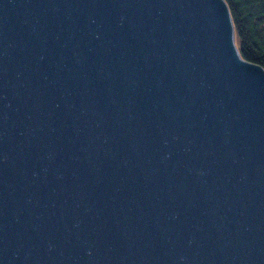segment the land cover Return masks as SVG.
I'll return each instance as SVG.
<instances>
[{"label": "water", "instance_id": "95a60500", "mask_svg": "<svg viewBox=\"0 0 264 264\" xmlns=\"http://www.w3.org/2000/svg\"><path fill=\"white\" fill-rule=\"evenodd\" d=\"M224 0H0V264H264V70Z\"/></svg>", "mask_w": 264, "mask_h": 264}, {"label": "trees", "instance_id": "16d2710c", "mask_svg": "<svg viewBox=\"0 0 264 264\" xmlns=\"http://www.w3.org/2000/svg\"><path fill=\"white\" fill-rule=\"evenodd\" d=\"M224 1L232 19L240 56L264 70V0Z\"/></svg>", "mask_w": 264, "mask_h": 264}, {"label": "rangeland", "instance_id": "374dc122", "mask_svg": "<svg viewBox=\"0 0 264 264\" xmlns=\"http://www.w3.org/2000/svg\"><path fill=\"white\" fill-rule=\"evenodd\" d=\"M235 42V41H234ZM235 46H236V48H237V45H236V43H235ZM238 50V49H237Z\"/></svg>", "mask_w": 264, "mask_h": 264}]
</instances>
